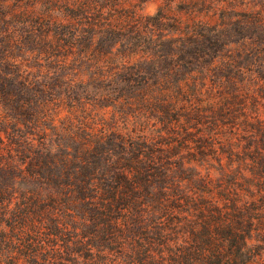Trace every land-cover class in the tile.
Returning <instances> with one entry per match:
<instances>
[{
	"label": "trees",
	"instance_id": "1",
	"mask_svg": "<svg viewBox=\"0 0 264 264\" xmlns=\"http://www.w3.org/2000/svg\"><path fill=\"white\" fill-rule=\"evenodd\" d=\"M168 10L111 63L0 29V264H264V15Z\"/></svg>",
	"mask_w": 264,
	"mask_h": 264
},
{
	"label": "rangeland",
	"instance_id": "2",
	"mask_svg": "<svg viewBox=\"0 0 264 264\" xmlns=\"http://www.w3.org/2000/svg\"><path fill=\"white\" fill-rule=\"evenodd\" d=\"M167 1L170 5V11L167 12L168 22L173 12L184 17L189 14L194 19L211 21L222 11L232 19L264 15V0H0V29L17 31L38 28L48 31L49 35H45V39L49 38L50 41L42 40L34 46L42 47L45 58L65 52L63 54L66 56H60L59 60L88 64L111 63L120 59V50L133 46L135 39L132 37V29L136 16L152 14ZM209 2L211 5H208ZM102 3L103 13L98 16L93 7L98 8ZM82 5L89 6L90 9L80 14ZM95 15L100 19L101 25L89 30L90 25L83 24V35H80L82 29L79 31L70 28V31L76 33L75 37L67 27H62L58 22H64V18H92ZM105 22L108 23L107 26L103 25ZM111 25L113 28H110ZM90 31H94V36L88 40L86 36ZM28 46L32 45L28 43ZM110 48L111 52L108 51ZM32 74L35 72L32 71Z\"/></svg>",
	"mask_w": 264,
	"mask_h": 264
}]
</instances>
